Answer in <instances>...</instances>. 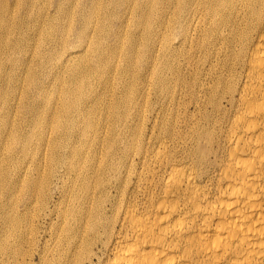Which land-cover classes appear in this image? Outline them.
<instances>
[{"label": "bare ground", "instance_id": "6f19581e", "mask_svg": "<svg viewBox=\"0 0 264 264\" xmlns=\"http://www.w3.org/2000/svg\"><path fill=\"white\" fill-rule=\"evenodd\" d=\"M53 2L0 0L2 256L27 240V220L32 248L10 264H264V0H204L206 82L172 59L200 0H86L78 15L80 0ZM134 30L160 45L158 70ZM30 60L48 64L59 98ZM13 106L31 113L9 121Z\"/></svg>", "mask_w": 264, "mask_h": 264}, {"label": "rangeland", "instance_id": "374dc122", "mask_svg": "<svg viewBox=\"0 0 264 264\" xmlns=\"http://www.w3.org/2000/svg\"><path fill=\"white\" fill-rule=\"evenodd\" d=\"M55 2H53L52 4H50V10H51V12L52 13H54L53 12V9H54V7L53 6H55V4L58 2V0H54ZM205 2H204V0H200V2H199V5H198V10H200L199 12H197V15H196V17H191L190 19H188V22H189V28H187L186 29V31H185V33L187 34V39L186 40H184L183 41V44L181 43V44H177L176 46H178V47H176V52H177V54H175L174 56H172V59L174 60H176V63H175V60H174V63L175 64H177L178 62L180 63V66H181V68H182V71H183V73H184V76L186 77V80L187 81H191L192 80V82H194L195 80H197L198 78H199V80L200 81H198V82H206V81H208L207 79H208V63L204 60V57H203V49H202V47H203V40H204V37H205V32H206V30L204 29L205 27H207V25H208V13L206 12V10H204L203 8H200V7H202V5L204 4ZM85 4H86V0H80V2L79 3H77L76 4V6H77V8H76V14L78 15L80 12H81V9H83V7L85 6ZM168 4V3H167ZM170 7L172 6V4L171 5H169ZM170 7H168L167 9H169ZM166 8V7H165ZM197 10V11H198ZM23 13V12H22ZM201 14V15H200ZM23 15H24V13H23ZM200 16H203V17H200ZM171 18V17H170ZM169 18V16H167V17H165L164 18V20L165 21H168L167 19H170ZM197 19H199V20H197ZM170 20H172V19H170ZM197 21H198V24H197ZM181 21H179V23L177 24H175L174 25V27H175V30H174V32L172 31L171 33H170V36H171V39H173V40H177V39H179V36H180V24H182V22L183 23H185L186 21L184 20V21H182L181 23H180ZM203 22V23H202ZM173 23H174V20H173ZM199 23H200V25L201 26H199ZM206 23V25L203 27V29H202V31L200 30L201 29V27L204 25ZM196 28V29H195ZM198 29V30H197ZM138 31L139 30H134V33H135V38L137 39V41H138V45H137V50L139 51H137L139 54H144L145 56H147V57H151V55H152V58L150 59V61L152 62L153 61V57H154V61L152 62V64L155 66H153L152 68L153 69H155V70H158V68H159V64L157 63V62H159V61H161V54H162V50H161V48H160V45L159 44H157L155 47H154V45H153V50L151 49V47H152V45H150V46H148L147 47V42H145V40L143 39V37H142V34H143V32L142 31H139V33H138ZM194 34V35H193ZM138 36V37H137ZM191 36V37H190ZM36 37H34V39H35ZM34 39L31 41V42H29V43H27L26 45L28 46L29 44H31V43H33V41H34ZM191 40V41H190ZM139 41H140V43H139ZM142 41H143V44H142ZM196 41V42H195ZM199 42V43H198ZM113 43V40H112V42H111V44ZM194 48H193V47ZM200 46V47H199ZM69 47H71V46H69ZM159 47V48H158ZM140 48V49H139ZM189 48H190V51H189ZM191 48H193V50L191 49ZM158 49V50H157ZM181 49V50H180ZM156 50H157V52H156ZM160 50V51H159ZM159 51V52H158ZM179 51V52H178ZM183 51V52H182ZM154 52H155V56H154ZM187 52V53H186ZM196 52V53H195ZM137 53V54H138ZM186 53V54H185ZM193 54H194V56H193ZM158 57H157V56ZM202 55V56H201ZM145 56H142L143 58H145ZM175 57V58H174ZM183 57V58H182ZM192 57V58H191ZM202 57V58H201ZM19 58V57H18ZM38 57L36 56L35 57V60L37 59ZM143 58H141V62L138 64V66L136 67V72H139L140 73V71H141V69H142V72L141 73H146L147 72V70H146V68H145V66H143L142 65V62L144 61L143 60ZM185 58V59H184ZM200 58H201V60H200ZM29 59H30V57H29ZM83 58H81V60H82ZM178 59V60H177ZM199 59V60H198ZM18 60V62L19 63H23V64H25V58H23V57H20L19 59H17ZM159 60V61H158ZM184 60V61H183ZM190 60V61H189ZM194 61V62H193ZM27 62V61H26ZM39 62L41 63V61L39 60ZM156 62V63H155ZM203 62V63H202ZM30 63L32 64V68L30 69V70H32V71H34V72H36V74L39 76V78H40V80L41 81H44V83H45V85H46V89H47V92H48V98L50 99H57V98H59V94H58V92L57 91H55V89L53 88V85L51 86V84H49L48 83V80H47V75H48V68H50V67H48L47 65L48 64H43V63H41V64H35V62H33V61H31L30 60ZM160 63V62H159ZM182 63V64H181ZM189 64V65H188ZM196 64V65H195ZM40 65V66H39ZM157 66V67H156ZM193 66V67H192ZM191 67V68H190ZM195 68H196V70H195ZM152 69V70H153ZM151 70V69H150ZM8 71H10V69L8 70ZM189 73H190V75H189ZM197 73V74H196ZM151 74V73H150ZM149 74V75H150ZM193 75V76H192ZM195 76H197L198 78L197 79H195L196 77ZM201 77H202V79H201ZM205 77V78H204ZM130 78V80L129 81H131V78H132V76H130L129 77ZM190 78V79H189ZM194 80H193V79ZM206 81H205V80ZM147 80H149V76H148V78H147ZM137 81V80H136ZM24 82V81H23ZM138 83V85H139V82H137ZM26 84L28 85H26L27 87H29V83L28 82H26ZM148 85V83H146L145 82V84L143 83L142 85H140L139 87H146ZM110 86V85H109ZM109 86H108V88H109ZM111 87V86H110ZM112 89H114L115 87H116V85L115 86H113L112 85ZM107 88V89H108ZM89 89V88H88ZM111 89V90H112ZM198 90H199V88H197ZM54 90V91H53ZM111 90H104L103 91V89H100V90H97L98 92H100L101 91V93L103 92V94H106V96L107 95H110L111 94ZM51 92H53V95L51 94ZM56 92V93H55ZM107 92V93H106ZM153 93V94H152ZM50 94V95H49ZM55 94V95H54ZM58 94V95H57ZM52 95V96H51ZM156 95V90L155 89H151V103L152 104H154L155 106L156 105H158V103L156 102V99H157V95ZM32 97L31 98H29V99H26V104H29V103H33L36 99V95H35V93L33 94V95H31ZM47 98V97H46ZM47 98V99H48ZM39 99H40V102L41 103H44V99H41V98H38V101H39ZM153 99V100H152ZM43 102H42V101ZM28 101V102H27ZM156 103V104H155ZM159 103H160V100H159ZM42 107L44 108L43 110L44 111H42ZM152 107V106H151ZM150 108V107H149ZM17 109V110H16ZM32 108H27V107H22V109H20L19 110V108H17V106H13V109L8 113V118H9V121L10 120H12V121H16L17 123H20V121L22 120V118H23V116L24 115H30V113H31V110ZM39 109H40V111H39ZM49 109V110H48ZM15 110V111H14ZM51 110V111H50ZM12 111H14V112H12ZM52 111H53V109H51L49 106H45L44 104H41V106L38 108V113L40 112V114L44 117V119L46 118V121H45V123H43V125H44V129L46 130V127L48 128V126L49 125H47V123L49 122V124L51 123V121L52 120H50V121H47L48 119H51L50 117H52ZM18 112V113H17ZM51 112V113H50ZM2 115H1V118H3L4 119V115H5V113L4 112H0ZM17 113V114H16ZM21 113V114H20ZM45 113V114H44ZM15 114V115H14ZM44 114V115H43ZM20 116V117H19ZM16 119V120H15ZM63 120H64V118H63ZM62 122H64V121H62ZM9 127V126H8ZM47 131V130H46ZM36 135H37V133H36V130H35V132H34ZM4 134V135H3ZM3 134H1L0 133V140L2 139V140H5L6 139V137H7V135H6V133H3ZM53 135H54V133H53ZM6 136V137H5ZM35 137H37V136H34V138H33V141H32V143H31V145H30V147H29V151L31 152V154H30V152L29 153H27V156H22L21 157V164H22V167H28V165L27 164H31V160H32V152H34V153H36V144H35V140H37V139H35ZM35 139V140H34ZM3 141L0 143V159L2 160V151L4 150V146L2 147V145H4V143H7V140H6V142H4L3 144ZM2 144V145H1ZM7 145H8V143H7ZM2 148V149H1ZM20 150H21V147L18 145L17 146V154H16V156H15V158L18 156V153L20 152ZM33 150V151H32ZM6 154V153H5ZM8 156V155H7ZM23 158V159H22ZM31 159V160H29V159ZM28 161V162H27ZM11 162V161H10ZM26 163V164H25ZM11 164V163H10ZM10 164H9V166H10ZM25 165V166H24ZM12 166H10V168H11ZM59 185H60V183H59ZM22 194V196H20ZM32 193L30 192L29 193V190L28 189H26V190H23V191H21V192H19L18 194H16L17 195V197H16V195H15V197H14V201H16V202H18V200H19V202L18 203H20V206H19V209H20V212L21 213H24V204H23V202H20L21 200L23 201L24 200V202H26V200H28V198L30 197L29 195H31ZM28 195V196H27ZM20 197H22V198H20ZM39 201V202H38ZM34 203H35V205H34ZM34 203L32 204V207H31V210L33 211L32 212V214L33 213H35V214H43V212H44V210H42L43 208H45V203L44 202H40V200H35L34 201ZM38 203H40V204H38ZM42 203V204H41ZM37 209V210H36ZM41 209V210H40ZM36 211V212H35ZM40 211H42V212H40ZM39 212V213H38ZM40 214V215H41ZM30 220H31V218H29ZM24 221H26V222H24ZM23 221V223H25V224H23L22 223V228H23V230H24V232H25V238L27 239V240H25V242H23L22 243V245L20 244L19 246H18V248L20 249V251H19V249L17 248L16 249V246L13 244L14 242H12L13 241V239L11 240V243L13 244V246L12 247H14V248H11V257H10V259H8V258H6V257H8L7 255H3L2 256V252H0V264H10L9 262L11 261V260H13V258L15 259L16 258V256L18 255H22L21 257H23V256H26V254H27V252H30V250H31V248H32V246H31V243L30 242H28L29 241V239H30V225H31V221H27V220H24ZM44 220H42V222H43ZM23 225H25L24 227H23ZM44 225H46V222L44 223ZM27 226H28V228H27ZM24 228H26V229H24ZM29 229V230H28ZM27 233V234H26ZM29 233V234H28ZM26 235H27V237H26ZM28 242V243H27ZM22 246V247H21ZM30 246V247H29ZM1 249V248H0ZM14 249V250H13ZM23 249H26V250H24L23 251ZM12 250H13V252H12ZM16 250H17V252H16ZM15 251V252H14ZM27 251V252H26ZM20 253V254H19ZM13 254V255H12ZM16 255V256H15ZM19 256V259L21 258ZM13 257V258H12ZM24 258V257H23ZM9 260V261H8ZM27 260V259H26ZM8 261V262H7ZM4 262H6V263H4ZM13 264H15V263H13Z\"/></svg>", "mask_w": 264, "mask_h": 264}]
</instances>
